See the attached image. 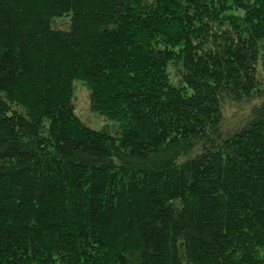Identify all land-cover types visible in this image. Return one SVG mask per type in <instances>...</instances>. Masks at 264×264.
<instances>
[{
	"label": "trees",
	"instance_id": "1",
	"mask_svg": "<svg viewBox=\"0 0 264 264\" xmlns=\"http://www.w3.org/2000/svg\"><path fill=\"white\" fill-rule=\"evenodd\" d=\"M0 264H264V0H0Z\"/></svg>",
	"mask_w": 264,
	"mask_h": 264
},
{
	"label": "rangeland",
	"instance_id": "2",
	"mask_svg": "<svg viewBox=\"0 0 264 264\" xmlns=\"http://www.w3.org/2000/svg\"><path fill=\"white\" fill-rule=\"evenodd\" d=\"M72 101L75 107V115L84 125L93 130L107 129L108 131H112L114 129L116 125L114 121L90 110L88 91L86 87L78 81L74 82ZM251 106L252 104L249 103L242 105H227L223 112L224 130L230 132L236 128L245 118Z\"/></svg>",
	"mask_w": 264,
	"mask_h": 264
}]
</instances>
